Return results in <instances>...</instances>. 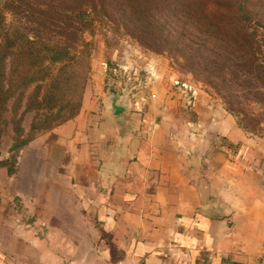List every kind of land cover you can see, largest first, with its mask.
I'll return each instance as SVG.
<instances>
[{
    "label": "crops",
    "instance_id": "crops-1",
    "mask_svg": "<svg viewBox=\"0 0 264 264\" xmlns=\"http://www.w3.org/2000/svg\"><path fill=\"white\" fill-rule=\"evenodd\" d=\"M196 105L197 143L189 147L184 127L174 134L134 126L128 112L90 114L85 103L60 131L71 132L67 146L77 138L97 146L87 148L93 175H78V188L61 198L49 192L59 200L36 207L31 223L23 207L3 204L0 264H264V132L219 105ZM216 138L228 142V154L224 144L216 150ZM217 207L226 209L223 219L205 214Z\"/></svg>",
    "mask_w": 264,
    "mask_h": 264
},
{
    "label": "rangeland",
    "instance_id": "rangeland-1",
    "mask_svg": "<svg viewBox=\"0 0 264 264\" xmlns=\"http://www.w3.org/2000/svg\"><path fill=\"white\" fill-rule=\"evenodd\" d=\"M102 4L98 2L101 11L92 29L81 33L77 29L80 24L71 20L68 5L58 0H0L6 31L68 46L79 52L82 62L76 89L68 101L59 102L50 113L43 108L42 117H36L35 110L24 115V135L34 139L20 151L17 172L10 175L6 168H0V211L3 204L23 207L24 222L33 221L36 207L47 209L50 202L59 200L50 201L49 192L61 198V191L78 188V175H93L95 167L88 161L87 148L95 153L97 146L83 147L85 142L80 138L67 146L65 136L71 132L60 131L78 116L85 103L90 114L108 115L107 102L114 94L128 96L131 108L125 117L130 123L162 125L174 134L184 127L189 147L197 143L191 137L197 122L196 101L204 109L219 105L253 132H264V0H244L241 16L229 7L228 19L233 21L241 44L229 36L228 44L216 40L194 28V23L178 24L162 12L149 11L146 16L138 3L133 4L138 12L131 19L119 14L116 5ZM165 12L172 13L168 8ZM60 66L56 64L53 71ZM26 99L25 95L17 115L25 109ZM13 102H9L8 120L13 116ZM208 102L215 106L209 107ZM47 116L50 119L46 122ZM107 120L106 126L114 127L115 121L109 116ZM38 122L45 124L33 129ZM15 139L10 121L1 141L2 159L10 155ZM214 142L217 151L224 152L221 146H227L228 154V142L218 138ZM201 150L206 151L205 146ZM198 151L200 148L194 150V156ZM71 201L80 206L81 199L69 197ZM41 217L49 220L46 213ZM96 247L92 246V251Z\"/></svg>",
    "mask_w": 264,
    "mask_h": 264
},
{
    "label": "trees",
    "instance_id": "trees-1",
    "mask_svg": "<svg viewBox=\"0 0 264 264\" xmlns=\"http://www.w3.org/2000/svg\"><path fill=\"white\" fill-rule=\"evenodd\" d=\"M62 5L67 4L70 10L71 20L80 24L77 28L81 33L91 30L101 11L98 2L116 5L119 14L127 19L138 11L133 4L138 3L146 16L151 12H162V15L180 22L194 23V28L205 35L228 44V36L240 43V38L235 33L231 20L228 19V11L235 8V14L242 15L244 0H58ZM109 6V5H108ZM212 6V10L209 7ZM230 7V8H229ZM165 8L172 13L165 12ZM239 16V17H240ZM172 19V18H171ZM175 24V22H174ZM76 24H74L75 26ZM76 28V27H75ZM241 44V43H240ZM79 52L68 46L50 44L31 37L19 31H6L4 18L0 11V168H6L8 174L14 175L18 168V156L20 151L34 139L33 136L25 137L23 117L27 112L36 111V117H42V109L50 111L59 102L68 101L69 95L76 89V80L82 64ZM61 63L54 72L53 67ZM33 91L28 95L31 88ZM46 88L45 94L43 89ZM26 99V107L18 112L22 106L23 98ZM14 99L12 118H6L9 102ZM47 115V114H46ZM49 116L44 119L46 122ZM13 124L16 139L10 147V155L2 159L1 141L9 122ZM44 123L33 124L37 129Z\"/></svg>",
    "mask_w": 264,
    "mask_h": 264
},
{
    "label": "water",
    "instance_id": "water-1",
    "mask_svg": "<svg viewBox=\"0 0 264 264\" xmlns=\"http://www.w3.org/2000/svg\"><path fill=\"white\" fill-rule=\"evenodd\" d=\"M108 113L113 116H119L128 112L131 108L130 98L128 96L121 97L119 94H114L107 102ZM205 214L211 218L223 219L227 215L224 207L210 209Z\"/></svg>",
    "mask_w": 264,
    "mask_h": 264
}]
</instances>
